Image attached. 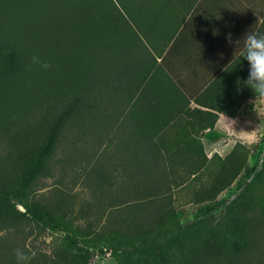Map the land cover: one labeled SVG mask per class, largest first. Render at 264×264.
<instances>
[{
	"label": "trees",
	"instance_id": "1",
	"mask_svg": "<svg viewBox=\"0 0 264 264\" xmlns=\"http://www.w3.org/2000/svg\"><path fill=\"white\" fill-rule=\"evenodd\" d=\"M119 1L0 0V264H91L109 240L126 245L120 264H264V166L221 218L183 225L171 189L209 171L192 200L215 201L248 169L252 145L210 157L201 139L259 95L244 83L243 37L216 30L197 62L177 60L175 40L159 62L125 13L137 2ZM79 166L98 199L46 189ZM57 229L51 250L37 243Z\"/></svg>",
	"mask_w": 264,
	"mask_h": 264
},
{
	"label": "rangeland",
	"instance_id": "2",
	"mask_svg": "<svg viewBox=\"0 0 264 264\" xmlns=\"http://www.w3.org/2000/svg\"><path fill=\"white\" fill-rule=\"evenodd\" d=\"M201 139L205 142V147L209 156L218 153L225 157L233 149L238 141H243L246 144L253 146L249 157L248 169L244 171L235 182L226 190L221 192L215 201L204 203H196L193 199V192L211 179V172L207 171L200 179L197 173L191 174L184 183H178L177 186L171 187L175 194L176 204L180 215L181 223L186 224L200 219L204 216H214L221 218L226 205L229 201L240 192V190L247 184L251 177L264 166V97L260 95L252 96L242 106L237 117L221 112L218 124L214 128H210L202 132ZM89 148H92L91 136L89 139ZM106 145L100 142L97 143V152L105 149ZM100 160V156L97 157ZM94 159L93 162H95ZM85 166H79L80 172L77 169H71L65 172L64 168L58 167L55 176L49 177L45 180L46 189L54 188L55 186L67 189L73 187V192L77 194V199H98V190L94 183L87 182L89 175L82 172ZM82 169V170H81ZM70 176L77 178L76 181L68 182L64 180L65 177ZM99 195H101L99 193ZM108 197V193L106 192ZM24 209V207H22ZM62 230H52L46 235H42L37 239L42 247L48 251L51 250L53 239L57 235H64ZM171 234L170 229H161V239H165ZM109 243L100 244L91 248L93 252V261L91 264H120V256L124 254L125 246L119 248L117 252L114 250V244L118 240H109ZM139 244V243H138ZM127 247L132 248L131 243H127Z\"/></svg>",
	"mask_w": 264,
	"mask_h": 264
},
{
	"label": "crops",
	"instance_id": "3",
	"mask_svg": "<svg viewBox=\"0 0 264 264\" xmlns=\"http://www.w3.org/2000/svg\"><path fill=\"white\" fill-rule=\"evenodd\" d=\"M134 1L137 8H132L131 13L125 9V13L136 23L139 36L157 54L159 62L175 40L178 43L177 60L182 55V58L185 56L196 61L197 55L206 52L201 45L218 29L220 36L225 33L233 38L244 37L249 30L258 32L260 28L264 29V0ZM117 4L124 6L119 0ZM176 53L171 51L167 60H172Z\"/></svg>",
	"mask_w": 264,
	"mask_h": 264
},
{
	"label": "clouds",
	"instance_id": "4",
	"mask_svg": "<svg viewBox=\"0 0 264 264\" xmlns=\"http://www.w3.org/2000/svg\"><path fill=\"white\" fill-rule=\"evenodd\" d=\"M231 43V35L227 37ZM243 58L248 62V78L244 82L255 93L264 97V33L248 32L243 37ZM32 62L39 64L44 69H50L52 65L42 62L39 57L33 56ZM16 258L18 262L26 259L24 253L17 249Z\"/></svg>",
	"mask_w": 264,
	"mask_h": 264
}]
</instances>
